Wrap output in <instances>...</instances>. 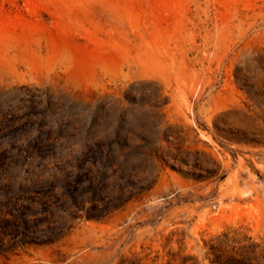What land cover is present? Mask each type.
I'll list each match as a JSON object with an SVG mask.
<instances>
[{"label": "rangeland", "instance_id": "1", "mask_svg": "<svg viewBox=\"0 0 264 264\" xmlns=\"http://www.w3.org/2000/svg\"><path fill=\"white\" fill-rule=\"evenodd\" d=\"M264 264V0H0V264Z\"/></svg>", "mask_w": 264, "mask_h": 264}, {"label": "trees", "instance_id": "2", "mask_svg": "<svg viewBox=\"0 0 264 264\" xmlns=\"http://www.w3.org/2000/svg\"><path fill=\"white\" fill-rule=\"evenodd\" d=\"M234 258L231 257H226L224 260H219V264H232L233 263Z\"/></svg>", "mask_w": 264, "mask_h": 264}]
</instances>
